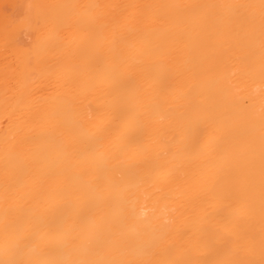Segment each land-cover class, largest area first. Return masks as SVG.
Instances as JSON below:
<instances>
[{
    "label": "bare ground",
    "instance_id": "obj_1",
    "mask_svg": "<svg viewBox=\"0 0 264 264\" xmlns=\"http://www.w3.org/2000/svg\"><path fill=\"white\" fill-rule=\"evenodd\" d=\"M2 4L0 264H264V0Z\"/></svg>",
    "mask_w": 264,
    "mask_h": 264
},
{
    "label": "rangeland",
    "instance_id": "obj_2",
    "mask_svg": "<svg viewBox=\"0 0 264 264\" xmlns=\"http://www.w3.org/2000/svg\"><path fill=\"white\" fill-rule=\"evenodd\" d=\"M6 0H0V5H1V3L3 2V6H1L3 9L5 8V10H4V12L6 13V14H8L9 12H12V13H9V15L10 16H12V18H13V20H15V18H16V22L17 21H19L21 18H22V16H20V18H19V14L20 15H22L23 14V12H22V9H23V6L25 7L26 5L25 4H27V3H29L31 0H26L25 1V3H23L24 1H22V0H11L10 2H8L7 4H8V6L7 5H5V2ZM17 1H18V4H17ZM27 1H29V2H27ZM21 3H22V9H21ZM11 4H12V6H11ZM13 4H14V8L16 9V13H14L15 11H14V9L12 10V7H13ZM18 6H19V9H17L18 8ZM9 9H8V8ZM8 10V11H7ZM19 10H21V11H19ZM18 11V12H17ZM12 14H14V15H12Z\"/></svg>",
    "mask_w": 264,
    "mask_h": 264
}]
</instances>
